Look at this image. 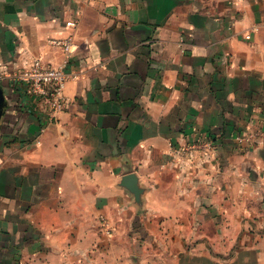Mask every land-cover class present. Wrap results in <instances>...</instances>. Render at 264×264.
<instances>
[{"label": "crops", "instance_id": "crops-1", "mask_svg": "<svg viewBox=\"0 0 264 264\" xmlns=\"http://www.w3.org/2000/svg\"><path fill=\"white\" fill-rule=\"evenodd\" d=\"M70 34L49 122L13 75L60 66ZM261 131L264 0H0V264H146L164 238L171 264H213V226L264 264Z\"/></svg>", "mask_w": 264, "mask_h": 264}, {"label": "built area", "instance_id": "built-area-1", "mask_svg": "<svg viewBox=\"0 0 264 264\" xmlns=\"http://www.w3.org/2000/svg\"><path fill=\"white\" fill-rule=\"evenodd\" d=\"M70 27L77 25L76 20L67 22ZM54 44L60 45L66 52L67 59L60 66L46 64L41 58H35L31 64L18 71L13 78L24 84V92L36 98L42 112L47 114L49 122L58 120L60 114L68 108L69 97L66 94L67 83L75 77V74L68 71L69 58L74 44L72 34L65 38L52 39ZM263 131L254 132L250 137L256 138L263 135ZM215 142L210 137L196 138L188 149H213Z\"/></svg>", "mask_w": 264, "mask_h": 264}, {"label": "rangeland", "instance_id": "rangeland-1", "mask_svg": "<svg viewBox=\"0 0 264 264\" xmlns=\"http://www.w3.org/2000/svg\"><path fill=\"white\" fill-rule=\"evenodd\" d=\"M199 229H200L199 227H196L195 231H198ZM219 229H220L219 227H215V226L211 228H206L209 236V242H205L206 246L204 248V251L208 254L209 260H211L213 264L215 262L218 263V261H224V262L227 261V264H241L240 262H242V264H255L251 261V255L248 256L242 255L244 259L242 261L238 260L236 258V252L239 248H246L250 246H252L250 249H255V247L257 246L256 243L243 244V242H239V241L230 242V238L228 237L225 238L224 236L220 235ZM255 229H256L255 227L247 228L248 232L250 231L252 233H256L261 238L264 237V226L263 228L261 227L256 230ZM163 240L164 242H160V244L159 242L157 244H149L148 254L150 257L153 258L147 259L146 264H171V259L168 258L167 255H165L164 250L162 257H160L161 251L159 247H164V249H167V247L170 244L167 243L168 241L166 238H164ZM194 243L189 242L187 244L189 250L197 253H202L201 251H203V249L196 250L197 246ZM157 253H158V257L155 256V254Z\"/></svg>", "mask_w": 264, "mask_h": 264}, {"label": "water", "instance_id": "water-1", "mask_svg": "<svg viewBox=\"0 0 264 264\" xmlns=\"http://www.w3.org/2000/svg\"><path fill=\"white\" fill-rule=\"evenodd\" d=\"M121 184L127 187L135 196L137 202H141L144 189L139 185V178L135 173H130L122 178Z\"/></svg>", "mask_w": 264, "mask_h": 264}]
</instances>
